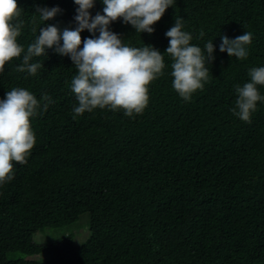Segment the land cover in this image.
I'll return each mask as SVG.
<instances>
[{"label":"trees","instance_id":"obj_1","mask_svg":"<svg viewBox=\"0 0 264 264\" xmlns=\"http://www.w3.org/2000/svg\"><path fill=\"white\" fill-rule=\"evenodd\" d=\"M17 4L24 21L17 42L25 50L42 27H77L74 0ZM37 7L61 11L45 22ZM104 7L95 0L90 15H103ZM176 17L193 45L203 49L212 40L215 49L209 82L190 102L174 91L165 53ZM153 28L136 33L122 18L110 25L124 44L165 53L164 75L134 118L99 109L73 118L77 70L54 48L33 58L43 65L36 76L15 70L22 57L6 64L0 100L22 87L54 103L31 119L36 144L28 163L13 162L15 178L0 187V264H26L39 254L42 264H264V102L250 124L230 111L236 86L250 82L251 68L264 67V0H174ZM244 32L253 34L247 59L219 51L221 35ZM81 38L82 48L92 36L85 30ZM74 210L77 219L88 217L83 243L33 240L43 224Z\"/></svg>","mask_w":264,"mask_h":264},{"label":"clouds","instance_id":"obj_2","mask_svg":"<svg viewBox=\"0 0 264 264\" xmlns=\"http://www.w3.org/2000/svg\"><path fill=\"white\" fill-rule=\"evenodd\" d=\"M74 3L78 6L74 30L65 28L61 32L53 25L42 27L25 50L17 42L24 27L23 9L17 0H0V75L7 63L22 57V63L15 70L36 76L43 65L32 62L33 58L47 56V50L54 48L57 55L69 57L77 70L70 85L77 101L72 109L73 118L97 109L113 113L123 111L129 118L142 115L150 102L149 86L164 75L165 53L172 61V87L183 101L190 102L193 95L209 82V65L216 59L213 41H207L203 49L193 45V35L184 30L182 18L176 17L174 26L165 33L169 46L163 55L151 46H128L110 30V25L122 18V22L131 25L136 33L152 34L153 25L173 6L174 0H102L104 14L97 13L95 17L90 15L95 0H74ZM60 11L58 7L36 8V13L45 22L55 18ZM85 30L92 38L84 39L81 48V33ZM204 35L201 31L198 38ZM220 40L221 53L245 60L253 34L244 32L233 39L221 35ZM248 76L250 82L236 86L237 98L230 111L250 124L257 103L264 102V95L258 89V86H264V67L251 68ZM52 103L48 94H42L38 100L22 87L12 88L0 100V187L15 178L13 162L28 163L36 144L31 119L46 112Z\"/></svg>","mask_w":264,"mask_h":264},{"label":"rangeland","instance_id":"obj_3","mask_svg":"<svg viewBox=\"0 0 264 264\" xmlns=\"http://www.w3.org/2000/svg\"><path fill=\"white\" fill-rule=\"evenodd\" d=\"M88 217L83 214L77 219V210L66 213L62 218L54 219L41 226V230L33 235L35 242L47 239H59L70 236L75 244L83 243L89 236ZM20 254H10L9 257H17ZM26 264H42L43 255H31L25 258Z\"/></svg>","mask_w":264,"mask_h":264}]
</instances>
